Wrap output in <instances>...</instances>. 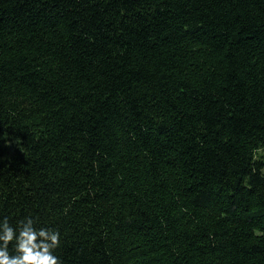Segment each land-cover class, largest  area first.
<instances>
[{
  "label": "trees",
  "instance_id": "16d2710c",
  "mask_svg": "<svg viewBox=\"0 0 264 264\" xmlns=\"http://www.w3.org/2000/svg\"><path fill=\"white\" fill-rule=\"evenodd\" d=\"M27 215L62 264H264V0H0V219Z\"/></svg>",
  "mask_w": 264,
  "mask_h": 264
},
{
  "label": "clouds",
  "instance_id": "9594fccd",
  "mask_svg": "<svg viewBox=\"0 0 264 264\" xmlns=\"http://www.w3.org/2000/svg\"><path fill=\"white\" fill-rule=\"evenodd\" d=\"M36 224L31 215L16 225L8 217L0 219V264H62L55 254L60 232Z\"/></svg>",
  "mask_w": 264,
  "mask_h": 264
},
{
  "label": "rangeland",
  "instance_id": "374dc122",
  "mask_svg": "<svg viewBox=\"0 0 264 264\" xmlns=\"http://www.w3.org/2000/svg\"><path fill=\"white\" fill-rule=\"evenodd\" d=\"M256 155H257L258 157H260V156L263 155V152H262V151H257Z\"/></svg>",
  "mask_w": 264,
  "mask_h": 264
}]
</instances>
